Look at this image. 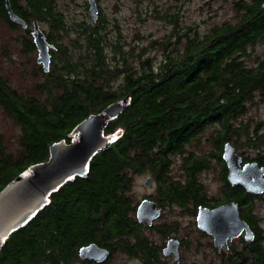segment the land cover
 <instances>
[{
    "label": "trees",
    "instance_id": "trees-1",
    "mask_svg": "<svg viewBox=\"0 0 264 264\" xmlns=\"http://www.w3.org/2000/svg\"><path fill=\"white\" fill-rule=\"evenodd\" d=\"M128 1L137 22L130 33L99 2L94 21L88 0H10L28 23L24 29L0 0V22L19 32L21 52L36 49L30 31L35 20L54 46L50 71L38 66L31 91L15 86L10 73H0V111L16 130L13 138L0 130V191L31 165L48 160L51 144L71 142L68 135L83 119L130 96L129 107L105 129L119 133L117 139L92 159L86 177L53 193L5 241L0 264H102L80 259V248L89 243L109 248L112 256L121 250L148 257L155 250L136 218L137 174L150 170L165 201L197 204L208 201L199 172L212 162L227 171L225 142L237 151L255 150L243 151L244 160L264 166V120L253 124L248 117L264 102V0H207L198 8L205 14L201 28L183 11L191 0ZM151 19L168 30L160 36L136 30ZM9 45L2 57L14 63ZM176 155L183 159L178 179L170 176ZM227 194L244 206L243 217L257 232L250 256L246 247L237 248L224 264H264L257 196L239 185L228 187Z\"/></svg>",
    "mask_w": 264,
    "mask_h": 264
},
{
    "label": "water",
    "instance_id": "water-1",
    "mask_svg": "<svg viewBox=\"0 0 264 264\" xmlns=\"http://www.w3.org/2000/svg\"><path fill=\"white\" fill-rule=\"evenodd\" d=\"M91 17L98 19V0H88ZM264 10V2L262 4ZM6 9L10 19L20 24L24 29L28 23L17 15L10 0H6ZM33 40L38 51V63L45 72L50 71L51 53L54 46L48 42L39 21L33 22ZM130 105V96L118 99L102 111L91 114L68 135L66 139L49 146V159L31 165L28 170L8 183L0 191V252L5 241L17 230L23 228L45 206L49 204L53 193L65 186L75 177H86L92 159L111 146L119 133H106L107 125L118 119ZM222 158L228 168V180L232 185L242 186L248 193L264 194V166L257 161H245L237 152L235 146L227 141L223 145ZM153 178L149 176L146 185H152ZM161 215V209L156 202L144 198L136 208L137 221L152 220ZM198 227L212 234L215 244L223 246L227 240L237 238L245 232L244 238L253 241L255 234L250 225L241 218L239 203L232 201L214 209L200 206L197 217ZM111 250L97 243H89L79 250L81 260L104 263L111 256Z\"/></svg>",
    "mask_w": 264,
    "mask_h": 264
},
{
    "label": "rangeland",
    "instance_id": "rangeland-1",
    "mask_svg": "<svg viewBox=\"0 0 264 264\" xmlns=\"http://www.w3.org/2000/svg\"><path fill=\"white\" fill-rule=\"evenodd\" d=\"M207 0H191V2H184L183 11L190 16L192 19L195 18L196 22L199 23L200 28L204 27L205 14L198 12L200 6H204ZM100 7L105 10L108 15H116L122 20L123 30L126 33L132 32V27L137 22L131 15L132 12L129 10L130 2L128 0H98ZM217 5V4H216ZM117 7V8H115ZM200 9V8H199ZM197 15V16H196ZM214 16V13H213ZM187 17L184 14V22ZM207 20H209L207 18ZM42 30L45 27L42 25ZM146 35L152 34L153 36H160L168 30V26H165L158 20L151 19L145 25L137 27ZM33 31V27L30 28ZM19 36V32L11 30L0 22V73H10L13 80V84L21 89L31 91L35 82L37 81L34 76L35 70L38 66H42L38 63V51L34 49L31 53H23L20 47L17 46L15 38ZM32 36V34H31ZM33 37V36H32ZM11 44L8 47V53L11 54L14 63L9 62L2 54L4 53V47L7 44ZM24 71L25 76L20 77V72ZM252 118V123L255 124L257 121L264 120V102L259 101L251 108V113L248 116ZM0 130L4 131L9 138H13L16 133L14 127L5 119L2 112L0 111ZM208 148V147H207ZM195 150H202V147L196 148ZM240 153H239V152ZM240 155H244L243 151L247 154L253 155L255 150L245 148L238 149ZM171 165V175L176 179L184 175L182 171V156L176 155ZM222 167L216 162H212V166L203 169L199 172V179L204 186V192L208 200L213 204L223 199L224 192L222 189ZM149 176H154L150 170L143 171L137 174L133 181L132 194L137 203L141 202L142 199L149 196H159L158 193V181L152 186L146 185L145 182ZM254 214L260 223V230L264 233V197H258L254 199ZM194 213V203H189L186 209L178 205H169L166 209V213L163 216V222L160 223H171L172 226L167 230L180 237L185 242L183 250L184 264H210L214 257V250L211 247L209 238L202 232L199 231L196 224V215ZM260 219V221H259ZM163 229L165 227L162 226ZM162 229V230H163ZM145 234L152 245H160L164 241V236L153 231L144 229ZM166 231V230H164ZM264 235V234H263ZM264 246V244H263ZM239 243L237 248H239ZM218 261V260H217ZM220 261V259H219ZM73 264H82L81 262H75ZM102 264H142L137 254H129L121 250L115 251V254Z\"/></svg>",
    "mask_w": 264,
    "mask_h": 264
},
{
    "label": "flooded vegetation",
    "instance_id": "flooded-vegetation-1",
    "mask_svg": "<svg viewBox=\"0 0 264 264\" xmlns=\"http://www.w3.org/2000/svg\"><path fill=\"white\" fill-rule=\"evenodd\" d=\"M223 162H225V161L223 160ZM225 165H226V163H225ZM226 167H227V165H226ZM183 173H184V171H183ZM224 173H225V171L222 170L221 179H222L223 186H222L221 190L224 192L223 199L221 201H219V202H216V203L212 204L208 200V198L206 197V199L208 200L206 203L205 202H201V203L198 202L197 204L194 203V213L193 214L196 215L195 219H196L197 227H198L197 217H198L200 206L207 207V208H210V209H214V208H216V207H218L220 205L227 204V203H230L232 201H237L239 203L241 218L243 220H245L250 225V227L252 228L254 234L256 235L257 231L254 229L252 223L250 224L243 217L244 206H242L238 200L233 199V198H229V196L227 194L228 187L229 188H235L238 185H232L229 182V180H228V168H227V171L225 173L226 174V180L224 178ZM170 176H172L171 175V171H170ZM151 177L153 178V182H152V185H153L156 178H155V176H151ZM172 177L174 179H176L174 176H172ZM179 178H183V176L179 177ZM226 181H228L230 186H228V183ZM152 185H150V186H152ZM158 188H159V184H158ZM158 193H159V196H149V197H146V198H149L152 201L156 202L157 208L161 209V215L158 218L153 219L151 224H148L146 221H144V222H142L140 224L143 225L144 229H148V230L153 231V233H158V234L163 235L164 236V241H162L160 243V245H158V246L150 244V246H152V248H154L155 253L149 255L148 257H146L145 255L139 253V254H137V257H139V259L141 260L142 264H184V259H183L184 258L183 257V250H184V247H185L184 240L182 239V237H180V236H178V235H176V234H174L172 232H168L167 229L172 226L171 223H169V222L166 223L165 222V223L162 224L160 222H163L162 221L163 220V216L166 213V209L169 207V205L173 206V205L176 204V205L186 209V207L191 202H189V203H186V202L185 203H180V202H175V201H165L163 199V196L160 194L159 190H158ZM249 194H251V193H249ZM253 195H255V194H253ZM255 196L264 197V194L255 195ZM162 226L165 227V229H163ZM198 229H199L200 232L204 233L209 238V240L211 242V247L214 250L215 254H214V257L211 260L210 264H224L225 259L230 257L232 254H234L235 250H237V244L238 243L240 245L239 250L242 247H246V255L250 256V246L249 245L254 240L253 241L245 240V238H244L245 232L243 234H241L237 238H233V239L227 240V244H224L223 246H219V245L215 244V238H214V236L212 234H209L208 232H206L204 230H201L199 227H198ZM164 230H166V231H164ZM149 243H150V241H149ZM219 259H220V261H219ZM195 264H197V263H195Z\"/></svg>",
    "mask_w": 264,
    "mask_h": 264
},
{
    "label": "bare ground",
    "instance_id": "bare-ground-1",
    "mask_svg": "<svg viewBox=\"0 0 264 264\" xmlns=\"http://www.w3.org/2000/svg\"><path fill=\"white\" fill-rule=\"evenodd\" d=\"M33 44V43H32Z\"/></svg>",
    "mask_w": 264,
    "mask_h": 264
}]
</instances>
